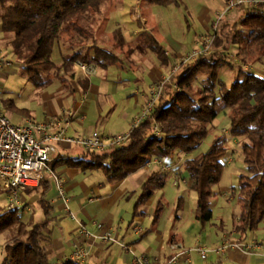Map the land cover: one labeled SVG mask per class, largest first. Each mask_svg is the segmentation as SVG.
<instances>
[{
	"label": "trees",
	"instance_id": "1",
	"mask_svg": "<svg viewBox=\"0 0 264 264\" xmlns=\"http://www.w3.org/2000/svg\"><path fill=\"white\" fill-rule=\"evenodd\" d=\"M121 1L0 0L3 38L10 46L11 55L19 62L22 76L39 86L53 70L58 71L56 77L60 79L74 63L94 64L101 68L118 64L120 56L111 48L96 44L95 39H92L93 46L86 50L66 54L60 65L55 63L52 55L65 31H72L70 38L73 44L76 36L80 37V16L83 20L90 15L92 20V10L96 13L102 4L113 2L116 5ZM144 1L160 6L180 4L179 0ZM237 8L242 14L235 20L223 17L217 21L208 53L178 64L176 73L165 83L156 106L147 118L132 127L124 145L106 151H83L79 157L58 153L52 169L65 164L82 171L101 170L109 183L121 181L154 158L171 159L177 153H192L210 131L218 109L224 106L230 118L229 133L245 140L241 142V150L247 173L239 177V212L234 230L243 236L256 230L264 222V77L244 65L264 57V0H259L256 5H239ZM106 20L107 17L104 18ZM110 37L114 47L126 46L119 28L111 31ZM139 41L166 63L162 47L150 32H141ZM234 47L241 64H236L228 55ZM90 48H94L91 55ZM224 65L235 71L230 87L218 78V70ZM226 153L224 138L216 137L199 158H188L183 162V171L191 181L190 189L197 197L195 218L202 223L212 218V187L219 182ZM164 183L162 170L151 172L141 185L134 209L145 203ZM50 187L49 180L43 177L38 187L25 189L40 190L37 203L43 219L39 222L26 223L21 218L23 206H0V236L9 235L0 252V264H54L48 254L51 237L47 227L52 207L46 193ZM0 193H3L1 187ZM182 203L180 196L177 210ZM161 210L162 202L158 201L154 206L153 225L158 223Z\"/></svg>",
	"mask_w": 264,
	"mask_h": 264
},
{
	"label": "crops",
	"instance_id": "2",
	"mask_svg": "<svg viewBox=\"0 0 264 264\" xmlns=\"http://www.w3.org/2000/svg\"><path fill=\"white\" fill-rule=\"evenodd\" d=\"M180 1V4H184L182 0ZM122 5L126 7V10H120ZM171 5L148 4L144 0H122L118 3L117 9L110 10L106 16V24L110 23V27H106V31L110 35L111 31L119 28L126 42V51L129 53L126 52L122 59L120 57L121 61L116 65L106 68L95 65V71L92 74L85 75L74 63L67 72L60 76V79L50 75L41 85L35 86L22 76L20 66L14 69L15 65L12 63L11 66L0 72V107L5 111L10 121L16 125L24 123L27 119L42 121L47 117L60 114L63 110H69L72 116L67 132L78 138L90 130H96L92 123L93 121L99 122L101 118L103 119L100 124L104 125L103 132H105L108 116L113 113L116 117L120 116L123 109L125 110L133 104L136 113L130 115L129 118L132 128L133 121L144 108L152 82L167 67H170L169 64L175 56L180 55L188 47L185 40L178 39L176 19L170 10ZM199 10L196 15L197 23L201 28L207 30L212 20L211 8L202 6ZM143 31L150 32L158 41L165 53L166 63L162 62L160 56H157L139 41V35ZM198 36L200 34L194 37L195 44ZM76 39H78L77 36ZM81 44V41L75 40L74 45L69 48L74 47V50L84 51L80 48ZM59 46L54 48L53 54L58 49L61 53ZM93 49H89L90 55L94 52ZM0 50L12 56L10 46L5 44L3 38L1 23ZM149 51L153 53L150 58L146 56ZM140 70L145 74V79H143L144 76ZM115 91L128 93L127 100L123 99L121 106H118L112 98ZM7 100L10 102L7 103ZM77 146L78 150L75 148ZM83 151L79 145L68 143L58 145V153H62L64 156L79 157ZM160 160L167 163L173 158ZM143 168L161 170L152 162ZM68 169L69 167L65 164H58L55 168V172L64 183L65 195L68 198L66 206L57 192L54 181L46 177L50 182V189L54 185L57 192L53 191L49 197L46 195L52 207L51 220L47 227L51 237L48 254L52 263H73L71 255L75 244L78 243L88 249L86 264H137L134 261V254L147 258L151 263L162 264L178 252L179 248L176 246L185 247L186 240L176 231V227H172L164 235L159 230V223L152 224L156 202L147 211L139 212L140 207L132 211L128 204L131 192L121 189L129 175L110 186V190L105 191L93 180L84 181L70 177ZM85 172L87 171L83 173ZM186 184L190 188L191 181L188 177ZM39 191V189L24 190L21 195H24L28 200L32 193H39ZM24 203L30 204L27 201ZM67 206L78 219L77 223L69 218L65 210ZM64 217L66 218L64 219ZM39 218L41 221L42 217ZM25 222L28 224L34 222V217L31 216ZM81 226L90 233V236L82 234ZM106 232L115 241L102 242L98 239V236ZM250 234L243 236L235 232L234 227L228 230L226 227L219 226L215 235L211 234L205 237L204 241L195 242L196 245L202 242V245L204 244L210 250L205 258H202L197 252H191L187 256L179 257L176 264L217 262L223 264H264V253L258 255L245 253L240 248L242 244L253 240L264 243V234ZM226 238L238 242L239 247L226 249L223 252L218 251L219 243ZM119 243L125 244L127 249H123Z\"/></svg>",
	"mask_w": 264,
	"mask_h": 264
},
{
	"label": "rangeland",
	"instance_id": "3",
	"mask_svg": "<svg viewBox=\"0 0 264 264\" xmlns=\"http://www.w3.org/2000/svg\"><path fill=\"white\" fill-rule=\"evenodd\" d=\"M182 1L184 2V4H172L170 10H172V13L176 19V32L178 34V39L181 41L185 40L188 47L184 49L180 55L175 56L169 64L170 67H167L166 70H164V72L160 74L155 79V81L152 82L149 88V93L153 89L155 84L160 81V79L170 78L174 66H178L180 62H183L193 49L198 47L206 48L208 41L211 40L214 33V26L217 21L216 13L222 11L225 8L226 3L228 2V0ZM179 3H181L180 0ZM202 6H209L211 8L212 20L207 30L201 28L200 25L197 23L196 19V15L198 14V12L200 11L199 9ZM116 9L117 4L115 5L113 4V2H109L100 5L99 12L94 13L95 10H92V20L90 15L86 18L84 17L83 20L81 19L82 16H80L79 32L81 34L79 33L80 37L78 38L81 39H76L77 41H81L82 43L80 48L86 50L88 46H93L92 39H95L96 44H98L99 46L111 48L115 53H117L121 57V59L125 56L126 52H128L126 51V47L119 48L113 46L111 37L109 34H107L106 31V27L109 28L110 23L106 24V22L104 21V18L108 15L109 11ZM120 10H126V7L122 5V8ZM238 10L240 9L235 7L234 10H231L224 17H227L231 21H233L238 17V15L240 16L242 14V12ZM133 16L135 17V15ZM80 19L82 22L80 21ZM71 33V30L65 31V34L64 36H62V41L59 46L61 53L58 49V51H55V53L52 55V58L57 65L61 64L66 54L74 50V47H72L71 49L69 48L70 45H74L72 43V39L70 38ZM82 33L83 35H86V37H84ZM197 34H200V36H198V39L196 40L195 44L194 37ZM236 53L237 49L234 47L231 48L228 55L231 59L235 61L236 64H241ZM152 55L153 53L149 51L146 56L150 58ZM10 59L15 65L14 69L20 66L19 62L13 56H10ZM247 63L248 64L244 65L245 68H247L251 72H254L264 77V57H261V60L258 62L253 63L251 60ZM78 69L81 71L79 67ZM140 72L142 73V70H140ZM57 73L58 71L55 72L53 70L50 75L56 77ZM144 75L145 74H143L142 76ZM234 76L235 71L227 65L220 67L218 70V78L223 81L227 87L231 86L234 80ZM145 78L146 77L144 76L143 79ZM127 94V92L120 93L119 91H115L112 95V98L116 101L118 106H121L123 99L127 100ZM133 108V104L129 105L128 108H126L125 110L123 109L122 115L117 117L114 113L110 114L107 118V127H105V132H103L104 125L102 126L100 124L103 118H101L99 122L93 121L92 124L93 126L95 125L96 131L107 137L128 133L132 129L130 127V115H134L136 113V110ZM229 127L230 118L228 115V110L224 106H221L218 109L216 117L210 125V131L203 139L200 146L192 153L187 155L177 153L173 156L172 161L165 163V183L163 187L154 190L153 195L148 199L149 202L147 200L145 203L139 204L137 206L138 208L140 207L139 212H141L142 210L147 211L150 207H152L153 204H155V202L157 203L158 201H161L162 210L158 218L159 230L165 235L166 233H168L169 229H171L172 227H176V231L180 233L186 240L185 248L195 246V242H197L198 240L204 241L205 237H208L211 234L215 235V233L219 230V226H223L226 227L228 230H231L234 227V222L237 219L239 212V206L237 203V196L239 193V177L242 174L247 173L241 150V142L245 140L243 138L231 135L228 131ZM92 131L93 130H90V132ZM88 133H85L83 135H86ZM216 137L224 138L227 147V153L223 159L224 167L222 168L219 182L212 187V190L214 192V196L211 201L212 218L209 221L202 223L201 221L195 218L194 210L197 197L195 191L191 190L186 184L187 177L183 171V162L188 158H199L202 154H204V152H206L211 142ZM75 148L78 150L79 147L77 146ZM157 167L159 168L160 166ZM68 171L70 177L76 178L78 180L81 179L84 181L93 180L95 181V184L101 185L100 188L103 190L105 189V191L110 190V186L119 182L117 181L114 183H109L101 170H86L87 172L83 173L84 171L80 169L69 167ZM153 171H155L154 168L144 169L142 167L136 170L135 172L131 173L127 178L125 177L126 181L122 184L121 189L131 192L129 198L130 203L128 202V204H130L132 211L141 192V185L143 183L141 181L145 180L146 177ZM53 191L57 193L54 185H52V188L46 193V195L49 197ZM38 196L39 193H32L27 200L24 195H21L20 199L21 202L24 204V208L21 214V218L23 220L28 221L31 216L34 217V222L39 221L41 219L39 218L40 216L43 219L42 210H39L40 208L37 203ZM180 196L183 198V203L181 207L177 210V201ZM26 201L30 204L26 205V203H24ZM7 203L8 201L4 192L0 193V206L7 208ZM65 218L66 217H64V219ZM73 222L75 223L76 221ZM144 225L147 226V224ZM249 233H251L250 235H263L264 222L260 223L256 230L248 231L247 234ZM8 237V234L0 236V252Z\"/></svg>",
	"mask_w": 264,
	"mask_h": 264
},
{
	"label": "built area",
	"instance_id": "4",
	"mask_svg": "<svg viewBox=\"0 0 264 264\" xmlns=\"http://www.w3.org/2000/svg\"><path fill=\"white\" fill-rule=\"evenodd\" d=\"M257 3L258 0H228L225 8L216 13L217 21L239 5H256ZM215 28L216 24L214 30ZM211 40L208 41L206 48L198 47L193 49L183 62L194 60L198 56L208 53ZM76 64L85 75L92 74L95 71V65L93 64L79 62ZM11 65L12 61L9 54L0 50V72ZM177 69L178 66H174L172 74L176 73ZM169 80L170 78H163L155 84L146 99L140 115L133 121L132 127L148 117L151 110L156 106L165 83ZM174 88L177 90L176 85H174ZM71 116L72 113L69 110H63L60 114L47 117L42 121L27 119L24 123L16 125L10 121L5 111L0 107V187L6 195L7 208L22 207L24 205L20 199L22 192L27 188L38 187L43 177H49L54 181L59 196L63 199L65 206L67 205L68 198L65 195L63 180L52 169V162L58 155L59 144L79 145L84 151H106L110 148L124 145L129 139V132L107 137L96 130L78 138L73 137L67 132ZM151 162L156 166H160L161 170H166L165 163L160 159L154 158L149 163ZM65 210L71 220L78 222L68 206L65 207ZM81 232L85 236H90V233L83 226H81ZM92 236L96 237L95 235ZM98 239L102 242L115 241L108 232L98 236ZM119 244L123 249H127L125 244ZM237 247H239L238 242L226 238L219 243L217 249L223 252L226 249ZM176 248H179L178 252L162 264H176L179 257L182 255L187 256L191 252H197L202 258H205L210 252L202 244H197L190 248L183 246H176ZM240 248L245 253H254L256 255L264 253V243L260 241L242 244ZM87 258L88 249L83 244H75L71 261L75 264H86ZM134 261L137 264H156L136 254H134Z\"/></svg>",
	"mask_w": 264,
	"mask_h": 264
}]
</instances>
